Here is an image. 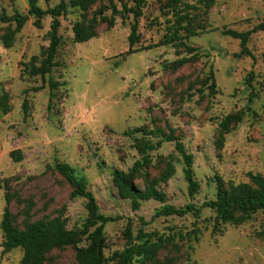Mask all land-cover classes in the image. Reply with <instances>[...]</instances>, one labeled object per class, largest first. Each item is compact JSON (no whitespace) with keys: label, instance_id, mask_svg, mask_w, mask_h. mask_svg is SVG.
I'll return each instance as SVG.
<instances>
[{"label":"rangeland","instance_id":"374dc122","mask_svg":"<svg viewBox=\"0 0 264 264\" xmlns=\"http://www.w3.org/2000/svg\"><path fill=\"white\" fill-rule=\"evenodd\" d=\"M59 2L37 0L42 9ZM115 2L120 9L124 3L135 6V0ZM165 2L144 1L137 19L139 41L132 53H126L132 12L125 19L117 16L111 28L100 24L90 40L74 43L72 24L80 20L81 11L69 8L59 17L58 65L44 77L28 75L25 67L32 56L37 62L42 58L49 43L50 16L28 15L9 48L0 39V95L8 94L10 104L7 113L0 111V222L4 179H8L14 191L12 219L18 228L59 215L68 227L81 226L87 216L86 199L72 196V186L55 169L62 162L86 182L99 213L120 217L104 227L106 256L124 247L123 230L129 222L134 235L143 229L166 239L147 264H264V236L259 235L264 210L241 224H222L212 232L215 214L202 207L215 199L218 180L228 186L249 182L248 172L264 176V31L249 38L253 57L240 58L234 56L239 41L222 34L224 28L245 31L264 23V0H215L208 11L203 1L187 0L193 7L180 5L188 16L183 25L190 20L196 34L188 36V25L180 31L184 36L180 44L158 45L173 18ZM97 7L92 6L88 15ZM16 12L27 14V0H0V14ZM14 26L0 21V35ZM182 57L191 60L175 71L164 67ZM210 74L215 93L208 87ZM49 79L58 87L50 90ZM229 113H241L242 121L221 135L219 123ZM138 127L147 132L172 130L193 155L199 189L193 197L188 195L182 157L173 142L150 151L151 163L137 175L136 185L142 188L147 179L158 177L163 160L171 156L175 172L158 185L165 203L182 207L192 202L200 208L198 217L156 216L160 202L143 201L134 210L129 200L119 197L111 174L114 169L127 171L140 159L134 138L143 132L124 133ZM147 137L153 142L161 138ZM3 239L0 228V264H21L23 251L3 252ZM86 243L83 238L77 245L51 250L43 264H80L77 248Z\"/></svg>","mask_w":264,"mask_h":264},{"label":"trees","instance_id":"16d2710c","mask_svg":"<svg viewBox=\"0 0 264 264\" xmlns=\"http://www.w3.org/2000/svg\"><path fill=\"white\" fill-rule=\"evenodd\" d=\"M145 0H135V6L127 7L124 3L122 8H118L115 0H60L58 4L47 9H42L37 0H27V14L14 13L12 15L0 14V21L4 23L14 22V28H7L0 35L1 42L4 47L9 48L15 41L17 32L23 27L28 19V15H33L37 19L44 16L51 17L50 28L47 32L49 37L48 45L41 51V60L32 56L26 64L25 70L30 76L44 77L49 74L52 69L57 66L55 56L58 47L61 43V36L58 29L60 27L59 17L65 15L69 8L78 9L81 11L80 20L72 24V40L74 43L86 42L97 35V29L100 24L105 23L107 28H111L115 24L117 16L125 19L128 13L132 12L133 22L131 31L127 38L129 49L126 53L134 51L133 46L139 41L137 33V19L141 15V6ZM187 0H166L165 8L167 13L172 14V19L168 20L167 33L163 40L158 45H176L184 36L181 34L182 28L188 26V36L195 35L196 32L191 28V21L188 20L187 26L183 25L187 19L185 8L193 7L186 2ZM203 8L209 10L215 0H201ZM97 9L89 16L88 11L94 5ZM182 5L185 8H180ZM110 10V14L105 12ZM174 20V21H172ZM264 31V23H259L251 29L238 31L231 28H224L222 34L228 35L231 38L239 41L240 50L234 53L237 58L243 56L253 57L247 44L252 33L256 31ZM186 37V36H185ZM188 51L192 50L190 47ZM191 60L190 57H182L172 62L166 63L164 67L175 71ZM210 84L208 87L211 93H215V79L210 74ZM49 89L53 90L58 87V83L52 79L48 80ZM52 96V95H50ZM23 108L26 111L27 103H23ZM10 110L8 94L0 95V111L7 113ZM241 113H229L219 123V133L221 135L228 133L232 124H237L242 121ZM133 132H143L141 137H136L135 148L137 149L140 159L135 160L133 165L127 170L114 169L112 171V183L118 195L122 199L129 200L131 208L136 210L140 207L141 202L155 200L162 205L156 210V216H184L193 214L198 217L200 208H197L192 202L185 204L182 207H176L171 204H166V195L159 189L160 183L167 182L175 172V165L171 161V156H167L163 160V169L158 177L147 179L144 187L140 188L136 185L135 179L142 169L151 163L150 151L156 150L163 142H173L174 149L182 157L183 161V176L187 182L188 195L193 197L199 189V182L194 177L193 172V155L186 152L184 145L173 134L172 130L168 133L161 129L155 132L144 131L142 127L135 128L133 131L124 132L130 135ZM147 134L160 136L157 141L153 142ZM15 151L11 152L14 157ZM20 157H16L18 160ZM55 169L73 188V197H83L86 199L87 216L79 227H68L67 220L61 215L52 218H40L33 220L24 228H18L12 219L10 204L14 199V191H12L9 180L4 179V200L5 206L0 222V228L3 232V241L1 243L2 251L9 252L14 248H20L23 251L21 264H43L44 255L51 250L63 248L69 245H77L83 238L87 241L86 245L77 248L76 257L80 264H147L151 260L157 250L166 242V239L157 232H147L139 229L134 235L130 223L128 222L123 235L126 238L124 247L119 250H114L110 256H106L104 250L106 248V235L104 227L107 223L114 222L120 217L105 216L98 211V206L94 196L87 189L86 182L79 178L73 169L67 163L58 162L55 164ZM247 177L249 182H241L238 184H229L226 186L221 180L217 181L216 197L214 200L206 201L202 207H208L214 212V220L212 232H216L222 224H241L245 222L253 213L264 210V176L259 173L248 172ZM260 236H264V229L260 231ZM113 262V263H111Z\"/></svg>","mask_w":264,"mask_h":264}]
</instances>
